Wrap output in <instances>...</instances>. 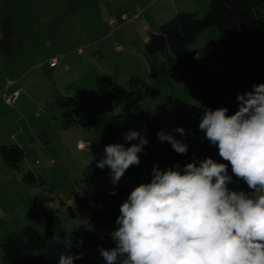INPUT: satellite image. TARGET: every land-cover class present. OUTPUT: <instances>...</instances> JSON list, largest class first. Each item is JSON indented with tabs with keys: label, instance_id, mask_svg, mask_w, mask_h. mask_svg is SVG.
I'll return each instance as SVG.
<instances>
[{
	"label": "rangeland",
	"instance_id": "1",
	"mask_svg": "<svg viewBox=\"0 0 264 264\" xmlns=\"http://www.w3.org/2000/svg\"><path fill=\"white\" fill-rule=\"evenodd\" d=\"M209 0H0V145L16 144L25 151L20 171L9 170L0 159V244L3 236L27 224L43 234L32 212L46 211L60 235L75 233L82 219L72 220L66 207L74 206L83 189L107 193L110 169H99L96 160L109 143H126L123 134L111 136L91 127L60 129L48 105L81 86L87 95L96 92V79L110 76L117 86L140 87L146 94L144 112L129 130L147 129L148 144L139 166L130 167L116 187L128 193L150 182L152 154L167 145L157 139L178 123L173 101L184 111L198 104L194 84L168 85L150 76L144 44L149 33L176 13L207 11ZM219 30L207 29L189 45L195 56ZM218 74L224 62H202ZM15 96L7 103V98ZM6 102V103H5ZM8 104V105H7ZM125 132V133H126ZM175 135V133H174ZM132 141L129 143H136ZM86 143L83 148L82 144ZM95 157L92 160V157ZM32 173L35 182H27ZM127 198L119 195V208ZM2 249L0 245V257Z\"/></svg>",
	"mask_w": 264,
	"mask_h": 264
},
{
	"label": "clouds",
	"instance_id": "2",
	"mask_svg": "<svg viewBox=\"0 0 264 264\" xmlns=\"http://www.w3.org/2000/svg\"><path fill=\"white\" fill-rule=\"evenodd\" d=\"M236 103L231 115L227 107H204L198 124L227 164L195 154L182 167L154 163L150 182L135 186L119 206L117 227L109 233L115 246L99 247L104 264H264V83L237 94ZM146 132L124 133L128 146H104L96 167L110 169L114 186L141 163L139 154L149 142ZM174 133L187 138L185 129L177 127L161 129L157 139L187 154L188 144ZM233 177L247 190L229 187ZM51 239L67 249L84 243L81 238L73 244L72 232L62 239L55 229ZM82 259L83 252L69 251L60 254L58 264Z\"/></svg>",
	"mask_w": 264,
	"mask_h": 264
},
{
	"label": "trees",
	"instance_id": "3",
	"mask_svg": "<svg viewBox=\"0 0 264 264\" xmlns=\"http://www.w3.org/2000/svg\"><path fill=\"white\" fill-rule=\"evenodd\" d=\"M207 29L219 30L216 40L207 43L192 56L189 45ZM7 45L2 41L0 48ZM149 57L150 76L165 81L168 85L194 84L199 93V102L189 111L180 108L177 100L174 106L178 123L187 138L175 133L177 139L188 144L185 155L177 154L169 143L152 154V161L162 168L179 163L181 167L191 162L193 154L198 159L211 156L218 162L226 163L218 155V149L204 138L198 129L204 107L213 110L227 107L231 115L237 110L236 96L251 90L252 84L264 83V0H209L207 11L198 16L197 12L176 13L169 21L159 25L157 33H149L144 44ZM7 49V48H5ZM224 62L218 74L204 67L202 62ZM77 88L71 95H61L47 105L56 113L54 123L60 129L70 127H91L95 131L105 130L111 136L127 131L130 122L144 112L146 94L140 87L127 89L117 86L107 75L97 78L96 92L89 96ZM25 151L16 144L0 145V159L9 170L20 171ZM231 175V166L228 165ZM27 182H35L34 174L24 176ZM229 187L247 190L243 181L236 180ZM115 190V195L110 192ZM121 194L128 196L123 187L108 185L107 193L83 189L76 197L74 206L66 207V215L82 219L73 235V244L83 239L79 247L67 249L52 241L57 226L44 210L32 212L35 221L45 231L41 233L34 223L19 231L8 233L1 241L0 264H58L60 254L83 252L84 259L74 264H104L99 247L115 246L109 233L117 226L115 219L119 208L113 201ZM63 239L64 236L60 235Z\"/></svg>",
	"mask_w": 264,
	"mask_h": 264
},
{
	"label": "built area",
	"instance_id": "4",
	"mask_svg": "<svg viewBox=\"0 0 264 264\" xmlns=\"http://www.w3.org/2000/svg\"><path fill=\"white\" fill-rule=\"evenodd\" d=\"M14 97H15V96H11V97L7 98V100H6L7 103H10V102L14 99ZM82 147L85 148V147H86V143H83V144H82Z\"/></svg>",
	"mask_w": 264,
	"mask_h": 264
},
{
	"label": "crops",
	"instance_id": "5",
	"mask_svg": "<svg viewBox=\"0 0 264 264\" xmlns=\"http://www.w3.org/2000/svg\"><path fill=\"white\" fill-rule=\"evenodd\" d=\"M106 75V74H105ZM110 77V76H109ZM96 81H97V79H96ZM114 81V80H113ZM115 82V81H114ZM116 83V82H115ZM81 87V86H80ZM6 103V102H5ZM8 105V104H7Z\"/></svg>",
	"mask_w": 264,
	"mask_h": 264
}]
</instances>
